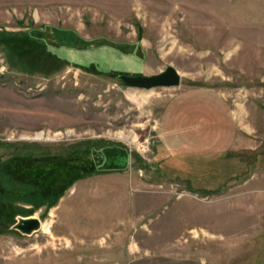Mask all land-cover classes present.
I'll use <instances>...</instances> for the list:
<instances>
[{
	"label": "rangeland",
	"instance_id": "1",
	"mask_svg": "<svg viewBox=\"0 0 264 264\" xmlns=\"http://www.w3.org/2000/svg\"><path fill=\"white\" fill-rule=\"evenodd\" d=\"M0 264H264V0H0Z\"/></svg>",
	"mask_w": 264,
	"mask_h": 264
},
{
	"label": "water",
	"instance_id": "2",
	"mask_svg": "<svg viewBox=\"0 0 264 264\" xmlns=\"http://www.w3.org/2000/svg\"><path fill=\"white\" fill-rule=\"evenodd\" d=\"M110 76L123 81L124 85L132 88L153 89L157 87H175L181 83L180 72L172 65H169L164 71L152 75H134L124 73H110ZM42 222L39 217L19 216L16 223L11 227L24 234L32 235L40 230Z\"/></svg>",
	"mask_w": 264,
	"mask_h": 264
},
{
	"label": "trees",
	"instance_id": "3",
	"mask_svg": "<svg viewBox=\"0 0 264 264\" xmlns=\"http://www.w3.org/2000/svg\"><path fill=\"white\" fill-rule=\"evenodd\" d=\"M31 39H33V40H37V39H34V38H32L31 36H29ZM41 39L42 38H39L38 39V42L40 43V42H44L45 43V41H43V39H42V41H41ZM115 73H117V72H115ZM124 74H127V73H124ZM110 147V146H109ZM17 149V148H16ZM121 152H123V151H119L118 153H116V152H114V154L112 153H110L111 155L109 156V158H107V156H105V154H104V156H105V159H101V158H98V160H91V161H84V162H76V161H72V162H74L73 164H71L70 165V167H69V169H67V172L65 173V174H63L61 177H63L64 176V178L66 179H68L69 177H71V178H75V177H79V178H81V177H84V176H86V175H88V174H90V173H92L93 172V170L94 169H92V170H90V167H92V166H94V165H92L91 163H100V164H105V163H108L107 165L108 166H103V167H101V172H114V171H116V170H119L120 168H119V166H118V163L119 162H124L123 164H121V168H122V166L125 164V163H127L128 161H127V158L126 157H128L127 156V154H123V153H121ZM29 153H31V152H26V151H24V150H16L14 153H13V156H11L9 159H13V160H24V161H28V159H31L32 158V156H30V154ZM68 155H71L70 153H69V151H68V153L66 152L65 153V155H56V157L57 156H61L60 158L61 159H59V158H57V159H53L52 158V156H50L49 155V158H50V160L48 161V163H47V160L49 159V158H47V159H43V160H40L39 162H37V165L38 166H40V167H43L41 164H43V165H53V164H59V165H63V164H65L66 165V162L65 161H68V160H71V159H67V156ZM113 155H115V156H113ZM63 156H66L65 158L63 157ZM41 159V158H40ZM107 159V160H106ZM30 162H33V161H30ZM76 162V163H75ZM34 163H36L35 161H34ZM115 163H117V164H115ZM115 164V165H114ZM64 165V166H65ZM100 168V167H99ZM45 168H43V169H40V168H38V171H39V175H41V173H44L43 172V170H44ZM63 169H65V168H63ZM70 169H72L73 171H70ZM31 170H35V168H31ZM37 174H38V172H37ZM76 174V175H75ZM70 178V179H71ZM62 181H64V180H62ZM62 183V182H61ZM60 187H62V185H60ZM59 187V188H60Z\"/></svg>",
	"mask_w": 264,
	"mask_h": 264
},
{
	"label": "crops",
	"instance_id": "4",
	"mask_svg": "<svg viewBox=\"0 0 264 264\" xmlns=\"http://www.w3.org/2000/svg\"><path fill=\"white\" fill-rule=\"evenodd\" d=\"M90 231V230H89ZM93 231H95V230H93ZM93 231H91V232H93ZM118 233H120V234H115V235H118V236H116V237H114V238H112V235H110L109 233H105V235H103V236H101V238L106 242L105 244V246H106V248H109L110 250L111 249H114L115 250V252H116V250H118V249H120V252L123 250V248L120 246H117V243L119 242V236L121 237L123 234L121 233V231L119 230V232ZM114 235V234H113ZM93 241H94V243H93ZM100 242V241H99ZM102 242V241H101ZM97 240H93L92 239V243H90L89 245V248H92V247H94V246H97ZM126 250H127V252L129 251V252H132V247L130 246V247H128V245H127V247H126Z\"/></svg>",
	"mask_w": 264,
	"mask_h": 264
},
{
	"label": "flooded vegetation",
	"instance_id": "5",
	"mask_svg": "<svg viewBox=\"0 0 264 264\" xmlns=\"http://www.w3.org/2000/svg\"><path fill=\"white\" fill-rule=\"evenodd\" d=\"M16 231H18L20 234H22V235H27V234H24V233H22L21 231H19V230H16Z\"/></svg>",
	"mask_w": 264,
	"mask_h": 264
}]
</instances>
